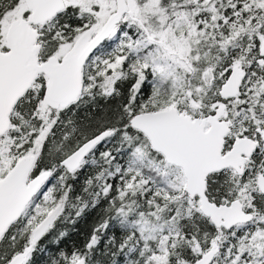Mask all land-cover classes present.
<instances>
[{
    "label": "snow or ice",
    "instance_id": "snow-or-ice-1",
    "mask_svg": "<svg viewBox=\"0 0 264 264\" xmlns=\"http://www.w3.org/2000/svg\"><path fill=\"white\" fill-rule=\"evenodd\" d=\"M0 264H264V0H0Z\"/></svg>",
    "mask_w": 264,
    "mask_h": 264
},
{
    "label": "trees",
    "instance_id": "trees-1",
    "mask_svg": "<svg viewBox=\"0 0 264 264\" xmlns=\"http://www.w3.org/2000/svg\"><path fill=\"white\" fill-rule=\"evenodd\" d=\"M86 226H87V225H86L84 222H81V224H80V228H81V229L85 228ZM73 239H76V237L73 236Z\"/></svg>",
    "mask_w": 264,
    "mask_h": 264
}]
</instances>
